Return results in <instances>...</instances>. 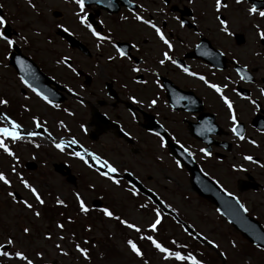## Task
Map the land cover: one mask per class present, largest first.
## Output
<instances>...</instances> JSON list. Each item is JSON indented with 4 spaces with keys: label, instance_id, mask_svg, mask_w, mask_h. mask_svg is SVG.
<instances>
[{
    "label": "flooded vegetation",
    "instance_id": "flooded-vegetation-1",
    "mask_svg": "<svg viewBox=\"0 0 264 264\" xmlns=\"http://www.w3.org/2000/svg\"><path fill=\"white\" fill-rule=\"evenodd\" d=\"M60 1L73 7L69 15L52 9L47 15L38 13L35 19L37 27L46 29L39 33L40 37L53 45L46 50L44 57L35 61L44 76L37 81V91L47 96L49 103L25 87L16 73L22 95L17 96L8 86L9 91L0 93V99L8 101L7 106H0V110L21 125L23 137L16 143L6 141L18 158V162L13 160L11 163L16 166L24 164L22 154L30 151L37 173H50V169L58 164L67 168V163L74 162L68 150L84 154L91 152L108 162L114 157L115 160L109 163L117 169L119 183L123 181L124 173H130L168 204V199L160 193L163 187L156 182L154 186L152 177L149 182L138 173H150L147 169L165 156L186 175L190 185L186 168L180 164L178 167L171 155L170 148L175 147L190 156L208 180L236 197L248 214L264 227V96L260 95V90L264 89V41L257 35L258 31H264V18L253 15L256 22L249 28L244 27V35L249 39L253 35L248 32H254L261 46L255 41L257 47L247 43L244 37L236 46L246 49L254 45L255 48L242 63L240 57L243 55L227 50L232 46V35L220 30L215 0H212L213 27L202 21L206 11L201 0L199 6L195 5L197 0H100L99 3L86 0L88 23L109 38L104 41H98L87 27L79 23L78 7L72 0ZM160 9L164 11L163 16ZM134 14L161 28L173 45L169 54L180 67L167 61L163 66L159 63L168 49L158 40L154 29L136 21ZM224 15L232 33L229 17ZM63 34L80 42L83 50L73 48L72 39L64 38ZM20 39L25 47V40ZM113 45L121 48L127 58H120ZM213 49L224 56L216 55ZM107 51L112 53L105 57ZM63 57H68L67 64L57 62ZM236 65L248 68L252 83L240 78ZM133 68L139 71L133 72ZM185 68L195 75L186 74ZM200 75L209 83L220 86L222 94L232 103L243 141L231 131L233 125L229 111L220 94L200 81ZM140 80L145 83H137ZM129 97H134L138 103H133ZM153 100L155 105L150 104ZM252 100L256 105L251 103ZM34 118L39 121L40 128L33 124ZM28 132L37 135L28 136ZM156 133L164 137V147H160L161 141ZM72 140L76 143H70ZM61 142L63 151L54 147V143ZM200 149L210 151L211 156H204ZM124 155H128L132 162L120 164L116 160ZM2 156L9 166L10 157L4 153ZM244 156H251L255 163L244 160ZM86 157L96 171H106L98 161ZM51 164L54 168H50ZM66 168L63 169L65 173ZM21 170L18 168L17 171ZM240 184L251 188L241 191ZM9 199L16 205L24 201ZM1 217L0 227L4 233L10 227L3 224ZM42 217L48 224L55 222L52 215ZM28 219V226L22 229L29 230L27 235L23 231L29 237L31 229L37 231L36 222L41 220V215L32 214ZM13 230L10 228V234ZM9 238L15 243L3 250L18 251L16 239L7 235L6 239Z\"/></svg>",
    "mask_w": 264,
    "mask_h": 264
},
{
    "label": "rangeland",
    "instance_id": "rangeland-1",
    "mask_svg": "<svg viewBox=\"0 0 264 264\" xmlns=\"http://www.w3.org/2000/svg\"><path fill=\"white\" fill-rule=\"evenodd\" d=\"M0 3L6 17L9 18L8 22L12 30L19 34L17 39L21 37L26 42V46L22 47L24 54L35 61L37 58L44 57L46 50L53 48V45L46 43L39 35L40 32L43 33L46 29L35 25L38 13L47 15L48 10L56 9L69 15L73 11L72 6H65L60 0H0ZM199 3L200 0H197L195 5L199 6ZM201 3L205 4L204 9L206 11V13H203L202 21L206 25L213 27L215 25L214 15L212 14L213 1L201 0ZM30 5H34V7ZM247 6L243 0L239 4L231 1L228 3V7H230L228 10L226 8H221L220 10L223 15H228L232 32L236 36L232 38V46L231 48L227 47V50L243 55L240 57L242 63L246 62V55L252 53L255 48L254 45L261 46L254 32H248L253 35L249 36V39L244 35V27L249 28L256 22V20L252 19L254 17L249 16ZM160 12L163 16V9H160ZM0 32H2V28H0ZM242 34L247 38V43L250 42L254 45L246 49L243 46H236V39L243 36ZM18 43L23 46L22 40ZM9 53L10 51H7L5 43L0 41V93L2 90H8V86L10 87L9 90L15 91L17 96L22 95L21 86L6 57ZM107 53L110 54L112 52L107 51L105 57L108 56ZM0 126L5 125L0 121ZM31 154L33 153L30 151L26 155L22 154L21 161L24 164L27 161H33ZM128 155L131 154L129 153ZM128 155L119 156L116 160H119L120 164L132 162ZM114 160V157H112L109 162ZM159 160L161 162L158 164L153 163L151 168L147 169L150 173L139 172L138 175L149 182L152 177L154 186L163 187L160 193L172 204L168 208L172 209L177 215L179 214L195 230L199 238L196 242L180 226L174 224L171 218L161 219V224L158 226L157 231H150V225L155 219V211L151 213V211L145 210L144 207L138 206L142 198L132 195L133 190L126 183L124 186H115L109 181V185L103 181L105 179H100V177L94 176L93 173L86 170L83 163L84 167L77 162H72L68 169L75 178L73 184L67 181V174H54L56 173L54 164L50 166V168H54L50 169V173H40V171L37 173V169L30 172L20 169L22 174L9 173L7 175L3 172L0 165V172L5 174L11 184L9 187L0 182V217L3 215L1 217L3 224L14 229L11 234L10 228L2 233L3 229L0 227V243L2 244L7 240V235L14 237L18 242L19 249L17 250L24 252L33 261V264H188L187 259L183 261H178L174 257L165 259L166 254L156 250L147 239H141V237L150 235L159 243H161L162 237H165V239L166 237H171V239L177 241L179 246L184 247L186 245V247L194 250L195 253H190L191 255L196 258L201 257V260L205 259L211 264H222L218 253L224 254L227 264H264V254L255 250L219 216L213 205L199 199L191 191L186 175L177 170L171 159L164 156ZM136 161L139 164H143L140 160ZM227 175L234 179L231 173L227 172ZM20 177H23L31 187L37 190V193L41 195L44 201L43 205L38 203L31 192L23 187L20 183ZM155 182L157 183L156 185ZM12 190L18 191L25 201L32 205V209L29 210L24 207V204L16 205L11 199L7 200V198H10L8 193ZM100 193L106 195L102 201L107 205H112V207L107 206L105 209L112 208L114 212H118L121 215V219L134 224L141 231L138 233L126 228L124 225L120 229L118 220L105 217L102 211L100 213L95 211L94 214L90 212L86 214L80 211L77 195L90 210L93 200L99 198ZM57 199L63 203L68 202V205L59 206ZM35 212H39V214H45L46 212L56 213L58 216L56 217V223L62 224L58 221L61 220L63 222L64 220L63 226L65 230L60 231L61 229L54 223L47 225L42 218V220L36 222L38 224L37 231L31 229L30 236H26L23 234L22 227L28 226L29 215ZM60 237H63V239H60ZM129 239L141 247L142 244L144 245L145 249L140 248L143 253L142 259L134 256L128 249L126 241ZM90 240L94 241V247L97 250L93 249L95 251L94 254L92 251L94 259L85 260L76 251V245L85 249V245ZM209 240L215 243L217 247L213 248L208 244L207 241ZM233 244H235V247L232 246ZM56 245H59V248ZM165 248L168 249L167 247ZM62 252L67 253V255H62ZM168 252L175 253L177 251L168 249ZM37 253H40L39 257L36 255ZM180 254L186 257L188 255L187 249L185 254L183 252H180ZM2 261L7 264H25V262L15 258L13 261Z\"/></svg>",
    "mask_w": 264,
    "mask_h": 264
},
{
    "label": "snow or ice",
    "instance_id": "snow-or-ice-1",
    "mask_svg": "<svg viewBox=\"0 0 264 264\" xmlns=\"http://www.w3.org/2000/svg\"><path fill=\"white\" fill-rule=\"evenodd\" d=\"M73 3H75L78 7V12L76 13V15L79 18V23L81 25H84L85 27L88 28L89 32L91 33V35L93 37H95L98 41H104L106 39H109L108 37H105L103 35H101L98 31L94 30L92 25L88 23V19L89 17L87 16L86 13V0H72ZM100 0H97V3H99ZM242 0H236V3L239 4L241 3ZM32 7H34V5H30ZM227 4L222 3V0H215V10L217 13L220 12L221 8H226ZM248 14L249 15H259V17L264 18V11H257V7L253 6L248 8ZM134 19L136 21H138L141 24H145L147 25L149 28L154 29L155 35L158 38V40L160 42L163 43V45L166 46V48L168 49V51H165L163 53V59H161L159 61V63L163 66L165 64V62H170L173 65L180 67V65L177 63V61L175 59H173V57L169 54L172 50H173V45L172 43L165 37V35L163 34V32L161 31L160 27H157L154 23H152L149 20H145L143 19L142 16L140 15H136L134 14ZM216 19L219 22V26H220V30L222 32H224L226 35H232V33L229 31V26L227 24V22L222 19L219 15L216 17ZM7 21L6 19L0 15V28H3L6 25ZM181 27H183V24H181ZM258 27V26H257ZM64 31H67V29H64ZM257 35L259 36L260 40L264 41V31H258ZM0 41H3L7 47V49H11L14 47L15 42L10 39L7 34L6 31L5 32H0ZM113 47L115 48L116 52L119 54L120 58H127L126 57V53L119 47H116L115 45H113ZM133 47H135L133 45ZM109 59L111 60L112 57H109ZM58 63L61 64H67L68 63V57H63L60 60L57 61ZM18 64H22V61L17 60ZM133 72L139 71L138 68H133L132 69ZM183 71L192 76L195 75L194 73L190 72L187 68L183 69ZM242 70L238 69L237 70V74L240 75V78L243 79H249L248 77L244 76L241 74ZM198 79L202 82H204L206 84V86L208 88L213 89L217 94H220V98L223 101L224 105H226L228 111H229V117H230V121L233 125V127L231 128V131L233 133L234 136H236L239 140L243 141L244 140V136L243 134L240 132L238 126H237V118L235 116V113L233 111V105L232 103L228 100L227 97H225L222 94V89L220 86L216 85V84H212L209 83L205 77L203 75L198 76ZM22 83H24L25 87H31L29 85V83L24 80L23 78H21ZM137 83H145V81H137ZM31 91L33 93H35V95L37 97H39L41 100H43L45 103H49L48 97L42 95L39 91H37V89L35 87H31ZM69 91H71V89H69ZM260 95L264 96V89L260 90ZM129 99L132 100L133 103H138V101L134 98V97H129ZM155 100L151 101L150 104L151 105H155ZM251 103L253 105H256V101L252 100ZM8 101L5 99H0V106H7ZM27 111V109H25ZM71 115V113H69ZM3 122L6 123L7 126L4 127H0V151H2L4 154H6L8 157L12 158L13 160L18 162V158L15 156L14 152L9 148L8 144L6 143V141H11L12 143H16L20 140L23 139V137L20 134V129H21V125L11 119H9L7 116L4 117ZM33 124L35 125L36 128H40L41 125L39 123L38 120H36L35 118L33 119ZM28 136H35L37 135L36 132H28L27 133ZM125 135H127V133H125ZM156 135L160 138V147H164V137L160 135V133H156ZM70 143L75 144L76 141L72 140L70 141ZM249 143H253L255 144L254 141H249ZM36 147H39V145H35ZM54 147L60 151L64 150V145L63 142L61 143H54ZM187 151V150H186ZM200 151L203 153L204 156H211L210 151L206 150V149H200ZM189 155H191V153H188ZM75 155L81 160L83 161L86 165H88L89 167H92L91 164H89V161L85 159V155L88 157H91L92 160L98 161L100 163V167L102 169H106V171H100V176L106 178L107 180L111 181L113 184H117L118 181L116 179H114V174L117 173V169L110 164L108 161L106 160H101L100 157L96 156L95 154L91 153V152H86L85 155H81L79 152L75 153ZM244 160L246 161H251L253 163H255V161L253 160V158L251 156H244L243 157ZM177 166L179 167V162H177ZM12 172L15 173V167L12 168ZM0 182L3 183V185L5 186H11L9 179L5 176V174L3 172H0ZM20 183L23 185V187L25 189H27L29 192H31L32 196L35 198V200L40 203L41 205H43L44 201L43 199L40 197V195L37 193V190L34 187H31L30 184L24 180L23 177H20ZM8 195L10 197L13 196L12 192H9ZM132 195H137V193L135 191L132 192ZM226 195H231L230 193H226ZM77 201L79 202V209L81 212L83 213H87L88 212V208L85 206L83 200L79 197V195H77ZM233 200H235V202L237 204H239L240 210L241 211H247V209L245 208V206L243 204L240 203V201L238 199H236V197H232ZM20 203L24 204V207L28 208L29 210L32 209V205L27 203L26 201H20ZM63 202L60 201L59 199H57V204H62ZM161 203H163L161 201ZM104 214L105 217L109 218V219H117L118 222L121 225H124L126 228L128 229H132L133 231L136 232H140L141 229L136 227L134 224L129 223L123 219H119L118 217L114 216L113 213L108 210V209H102L101 210ZM35 216L39 217V212H35L34 213ZM161 224V214L159 211L155 212V219L154 221L151 223L150 225V231L155 232L157 231L158 225ZM57 227L60 229H63V225L62 224H57ZM24 233L27 235L28 234V229L25 228ZM60 239H63V237H60ZM141 239H147L148 241H150V243L152 244V246L158 250L160 253L162 254H166L165 255V259L168 258H172L174 257L176 260L178 261H183L185 259H187L188 264H202V261H200L199 259H197L196 257H194L193 255H191L190 253L185 257L182 256L180 254V252H175V253H170L168 252V249H166L165 247H163L160 243H158L152 236H146V237H141ZM208 244H210L213 248H216L217 245L215 243H213L212 241H207ZM15 243L14 240H12L11 238L7 239L6 244H0V249L12 246ZM127 243V247L130 250V252L136 256L142 259L143 257V253L140 250V248L137 246V244L135 242H133L131 239L126 241ZM175 243V242H173ZM233 247H235V244L232 245ZM57 248H59V245H56ZM186 247V245L184 246ZM76 251L78 253H80V255L85 259H89L88 257V253H87V249H83L81 248L79 245H76ZM62 255H67V253L62 252ZM38 257L40 256V253L36 254ZM221 255H224L223 253H221ZM0 256H3L5 258H15L18 259L19 261L25 262V264H33V261L31 259H29L24 253L20 252V251H16L13 254H10L8 251H0Z\"/></svg>",
    "mask_w": 264,
    "mask_h": 264
},
{
    "label": "water",
    "instance_id": "water-1",
    "mask_svg": "<svg viewBox=\"0 0 264 264\" xmlns=\"http://www.w3.org/2000/svg\"><path fill=\"white\" fill-rule=\"evenodd\" d=\"M254 2V1H253ZM257 8L264 6L262 2H254ZM17 60L22 61V64H18ZM12 65L16 68L17 72L26 80L31 82L34 80L35 75L29 73H38L36 71V66L29 59L24 58L21 54H14L11 59ZM191 170V182L195 186L197 169ZM210 198L212 203L217 206L220 212L230 221L233 226L241 231L244 236L255 245L264 246V231L259 228L260 226L248 220L243 211L240 210L239 205L232 198L225 196L220 190H216V193L213 192L212 196L206 195ZM225 264V263H224Z\"/></svg>",
    "mask_w": 264,
    "mask_h": 264
}]
</instances>
